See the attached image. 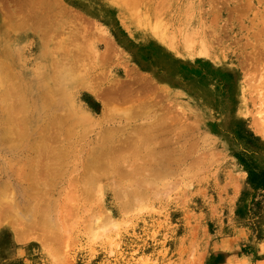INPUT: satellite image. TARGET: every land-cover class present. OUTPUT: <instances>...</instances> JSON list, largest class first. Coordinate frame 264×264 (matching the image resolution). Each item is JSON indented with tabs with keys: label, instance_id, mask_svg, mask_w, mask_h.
<instances>
[{
	"label": "rangeland",
	"instance_id": "obj_1",
	"mask_svg": "<svg viewBox=\"0 0 264 264\" xmlns=\"http://www.w3.org/2000/svg\"><path fill=\"white\" fill-rule=\"evenodd\" d=\"M138 1L0 0V264H264V0Z\"/></svg>",
	"mask_w": 264,
	"mask_h": 264
},
{
	"label": "bare ground",
	"instance_id": "obj_2",
	"mask_svg": "<svg viewBox=\"0 0 264 264\" xmlns=\"http://www.w3.org/2000/svg\"><path fill=\"white\" fill-rule=\"evenodd\" d=\"M258 1H259V0H258ZM262 1H263V0H262ZM262 1H260V2H262ZM31 2H32V1H31ZM138 2H140V0H139ZM226 2H227V1H226ZM20 3H21V2H20ZM248 4H249V0H248ZM252 4H253V3H252ZM133 5H134V4H133ZM25 6H26V5H25ZM21 7H22V5H21ZM21 7H20L19 9H21ZM26 7H27V6H26ZM248 8H249V5H248ZM3 9H4V8H3ZM22 9H23V7H22ZM56 9H57V8H56ZM249 9H250V8H249ZM249 9H248V11H249ZM7 10H8V9H7ZM24 10H25V9H24ZM256 11H258V10H256ZM2 12H5V11L2 10ZM7 12H8V11H7ZM17 12H18V11H16V14H17ZM22 12H23V11H22ZM5 13H6V12H5ZM6 14H7V13H6ZM6 14H5V15H6ZM19 14H21V12H20ZM26 14H27V12H26ZM49 14H50V13H49ZM255 14H256V13H255ZM255 14H254V15H255ZM17 15H18V14H17ZM8 16H9V15H8ZM11 16H12V15H11ZM24 16H25V15L23 14V18H24ZM28 16H29V15H28ZM25 17H26V16H25ZM29 17H30V16H29ZM51 17H52V16H51ZM51 17H50V18H51ZM8 18H10V17H8ZM27 18H28V17H27ZM212 18H213V17H212ZM217 18H218V17H217ZM11 19H12V18H11ZM12 20H13V19H12ZM20 20H24V19H20ZM25 20H27V19L25 18ZM25 20L22 21V22H23V23H24V22H27V21H25ZM36 20H38V19H36ZM261 22H262V21H261ZM28 23H29V22H28ZM43 23H44V21H43ZM215 23H216V22H215ZM33 24L35 25L34 22H33ZM39 24H40V23H38L37 25H39ZM37 25H35V26H37ZM262 26H263V25H262ZM262 26H261V27H262ZM43 27H44V26H43ZM215 27H216V26H215ZM84 29H85V28H84ZM263 29H264V28H263ZM252 30H253V29H252ZM43 31H44V30H43ZM77 31H78V30H77ZM259 31H260V29H259ZM263 31H264V30H263ZM213 32H214V31H213ZM45 34H46V33H45ZM47 34H48V33H47ZM47 34H46V35H47ZM78 34H79V32H78ZM208 34H209V33H208ZM210 34H211V33H210ZM257 34H258V32H257ZM259 34L262 35L263 33H259ZM219 35H220V34H219ZM219 35H218V36H219ZM72 36H73V35H72ZM101 36H102V35H101ZM101 36H100V37H101ZM218 36H217V37H218ZM43 37H45V36H43ZM46 37H48V36H46ZM215 37H216V36H215ZM242 37H243V36H242ZM59 38H60V36H59ZM254 38L256 39V37H254ZM44 39H45V38H44ZM73 39H75V38H73ZM106 39H107V37H106ZM46 40H47V39H46ZM48 40H49V39H48ZM48 40H47V41H48ZM78 40H79V39H78ZM221 40H222V39H221ZM107 41H108V40H107ZM72 42H73V41H72ZM78 42H79V41H78ZM109 42H110V41H109ZM109 42L106 43V41H105L106 45H107ZM247 42H248V41H247ZM110 43H111V42H110ZM110 43L108 44V45L110 46L109 49H110L111 51H114L115 49H114V48H113L114 50L111 49V44H110ZM244 43H245V42H244ZM44 44H46V45L48 46V44H50V42H44ZM248 44H250V42H249ZM256 44H257V43H256ZM108 45H107V46H108ZM250 45H251V44H250ZM253 45H254V44H253ZM114 46H115V45L112 43V47H114ZM255 47H256V45H255ZM116 48H117V47H116ZM84 49H85V48H84ZM106 49H107V50L104 51V52H107V51L109 50L108 48H106ZM116 50H117V49H116ZM255 50H256V49H255ZM111 51H110V52H111ZM258 51H259V50H258ZM116 52H117V51H116ZM262 52H263V51H262ZM84 53H85V52H84ZM107 53L110 54L109 51H108ZM107 53H105V54H107ZM114 53H115V52H114ZM114 53H113V54L111 53V56L114 55ZM256 53H257V52H256ZM96 54H97V53H96ZM105 54H103L102 57H106ZM108 54H107V56H108ZM258 54H259V52H258ZM62 55H63V54H62ZM92 55H93V54H92ZM104 55H105V56H104ZM255 55H256V54H255ZM109 56H110V55H109ZM111 56H110V57H111ZM258 56H260V54H259ZM102 57H101V59H104V58H102ZM107 58H108V57H107ZM263 58H264V57H263ZM108 59H109V58H108ZM111 59H112V58H111ZM93 60H94V59H93ZM256 60H257V59H256ZM263 60H264V59H263ZM54 61H55V60H54ZM257 61L260 62L259 59H258ZM257 61H256V62H257ZM256 62H255V63H256ZM66 65H67V64H66ZM4 66H5V65H4ZM93 66H94V65H93ZM126 66H127V65H126ZM91 67H92V66H91ZM75 69H76V68H75ZM64 71H65V70H64ZM73 71H74V70H73ZM75 71H78V70H75ZM78 72H79V71H78ZM78 72H77V73H78ZM10 74H11V73H10ZM57 74H58V73H57ZM253 74H254V73H253ZM13 75H14V74H13ZM54 75H55V74H54ZM105 75H106V74H105ZM137 75H138V74H137ZM139 75H140V74H139ZM257 75H258V73H257ZM10 76H11V75H9V77H10ZM62 76H63V74H62ZM62 76L60 77V80H59L60 82H61L62 80H65V77H64V76L62 77ZM102 76H103V75H102ZM106 76H107V75H106ZM140 76H141V75H140ZM251 76H252V75H251ZM260 76H261V75H260ZM12 77H13V76H12ZM56 77H57V76H56ZM0 78H1V76H0ZM10 78H11V77H10ZM13 78H14V77H13ZM13 78H11V79H13ZM48 78H49V77H48ZM58 78H59V76H58ZM58 78H57V79H58ZM61 78H64V79L61 80ZM258 78H259V77H258ZM15 79H16V78H15ZM54 79H55V78H54ZM54 79H53V77H52V81L55 82ZM100 79H102V78H100ZM252 79H253V78H252ZM262 79H263V78H262ZM262 79H261V80H262ZM5 80H6V79H5ZM0 81H2V80L0 79ZM59 81H58V84H60ZM50 82H51V81H50ZM56 82H57V81H56ZM56 82L54 83L55 85L57 84ZM247 82H248V81H247ZM257 82H258V80H257ZM3 83H4V82H3ZM51 83H52V82H51ZM62 83H63V82H62ZM249 83H250V82H249ZM249 83H248V84H249ZM251 83H252V80H251ZM254 83H256V82H254ZM14 84H15V83H14ZM14 84H13V85L10 84L9 86H7V85H5V83H4V84H3L4 86L1 85V86H3V87L1 88V89H2V92H3V95L5 96V97H4V102L7 101V102H6V103H7L6 106H7V108H8V109H7L8 111L6 110V112H5V125H8V126L11 125V124H13V122H14V121H13L14 119H13V117H12V115H11L10 113H12V109H13V105H14L13 103L15 102V101L12 102V101H9V100H11V98H12L13 96L15 97V95H16L17 93H19V90H21V88H22V87L19 88V85L16 87V85L14 86ZM24 84H25V83H24ZM43 84L45 85V83H43ZM58 84H57V85H58ZM57 85H56V86H57ZM252 85H253V84H252ZM80 86H81V85H80ZM57 87H58V86H57ZM142 87H143V86H142ZM144 87H145V86H144ZM147 87H148V86H147ZM155 87H156V86H155ZM252 87H253V86H252ZM108 88H109V87H108ZM122 88H124V87H121V89H120L121 91H123ZM23 89H24V88H23ZM48 89H50V88H48ZM112 89H113V90H114V89L117 90V89H116V86H115V88H112ZM155 89H156V88H155ZM158 89H159V88H158ZM120 90H119V91H120ZM124 90H125V89H124ZM262 90H263V89H262ZM56 91H57V90H56ZM56 91H50V92H49V90L47 91V93L49 92L48 95H49V99H50V100H52V98H54V92H56ZM133 91H134V90H133ZM152 91H153V90H152ZM14 92H15V95H14ZM105 92H106V90L103 92V94H104ZM115 92H116V91H115ZM123 92H125V91H123ZM130 92H131V91H130ZM150 92H151V91H150ZM47 93H46V94H47ZM62 93H63V92H62ZM62 93H61V94H62ZM107 93H108V94H107ZM107 93H105L106 96L103 95V96L106 97V99H105V97H104L105 101H106V100H109V99L113 96V95H111V90L108 91ZM109 93H110V94H109ZM127 93H128V92H127ZM127 93H126V94H127ZM56 94H57V97H59V96H58L59 93L56 92V93H55V96H56ZM64 94H65V93H63V95H64ZM100 94H101V93H100ZM120 94H121V92H120ZM122 94H123V93H122ZM98 95H99V94H98ZM108 95H109L110 97H109ZM162 95H163V94H162ZM107 96H108V99H107ZM119 96H120V95H119ZM119 96H118V98H119ZM132 96H133V95H132ZM159 96H160V95H159ZM113 97H114V96H113ZM125 97H126V96H125ZM133 97H135V94H134ZM2 98H3V96H2ZM16 98H17V97H16ZM44 98H45V97H44ZM114 98H115V97H114ZM57 99H58V98H57ZM19 100H20V99H19ZM50 100H49V101H50ZM53 100H54V99H53ZM53 100L51 101V103L53 102ZM102 100H103V99H102ZM110 100H112V98H111ZM110 100H109V101H110ZM114 100H116V99H113L112 101H114ZM16 101H17V99H16ZM24 101H25V100H24ZM4 102H3V104H4ZM9 102H11V103H9ZM47 102H48V101H47V99H46V101H45L44 104L46 105ZM116 102H117V101H116ZM0 103H1V102H0ZM6 103H5V104H6ZM19 103H20V102H19ZM51 103H50V104H51ZM3 104H2V105H3ZM10 104L12 105V107H11ZM24 104H25V103H24ZM50 104H49V105H50ZM110 104H111V102H110ZM123 104H124V103H123ZM2 105H0V106H2ZM9 105H10V106H9ZM20 105H21V104H20ZM111 105H113V103H112ZM260 105H261V104H260ZM263 105H264V104H263ZM47 106H48V104H47ZM53 106H54V105H53ZM130 106H131V105H130ZM17 107H18V106H17ZM23 107H24V106H23ZM34 107H35V106H34ZM107 107H108V105H107ZM148 107H149V106H148ZM5 109H6V108H5ZM17 109H18V108H17ZM20 109H21V108H20ZM48 109H49V108H48ZM111 109H112V108H110L109 110L111 111ZM113 109H114V108H113ZM113 109H112V110H113ZM9 110H10L11 112H9ZM14 110H15V109H14ZM14 110H13V111H14ZM24 110H25V109H24ZM29 110H30V109H29ZM106 110H107V109H106ZM133 110H134V109H133ZM178 111H179V110H178ZM8 112H9V113H8ZM45 112H46V111H45ZM13 113H14V112H13ZM50 113H51V112H50ZM181 113H182V112H181ZM53 114H55V113H53ZM174 114H175V113H174ZM46 115H47V114H46ZM46 115H45V116H46ZM41 116H42V115H41ZM43 116H44V115H43ZM59 116H60V115H59ZM56 117H57V116H56ZM115 117H116V116H115ZM164 117H166V116H164ZM42 118H44V117H42ZM44 120H45V119H44ZM75 120H76V119H75ZM28 121H29V120H28ZM65 121H66V120H65ZM103 121H104V120H103ZM180 121H181V120H180ZM56 122H57V121H55V119L52 118V117H51V114H50V117H49V115L46 116V121H45V123H44V121H43L41 124H39L38 128H39L40 130H44V131L46 132V133H45L46 135L43 134V136H45L43 139L46 141V142H45L46 144H44V143L42 142L43 144L40 145V146H42V148L39 147L40 150L44 149V150L49 151V150L51 149V147H50L51 145H48V144H47V142H49V141L51 140V137H49L48 134L51 133V132H53V133H51L50 135L53 134V135L55 136V133H56L55 131H56V130L54 131V127H55V129H57V128H56V126H54V125L56 124ZM58 123H59V122H58ZM65 123H66V122H65ZM57 125H58V124H57ZM187 125H188V124H187ZM11 127H12V126H11ZM64 128H65V127H64ZM123 128H124V126H123ZM125 128H126V127H125ZM12 129L14 130V128H10V129H7V130H6V133L10 135V138H9V136L5 133V138H6L7 140L9 139V140L12 141V139H11V135H12L11 133H13ZM71 129H72V127L69 128V130H71ZM64 130H65V129H64ZM72 130H73V129H72ZM44 131H43V132H44ZM40 132H42V131H40ZM48 132H49V133H48ZM58 132H59V134H58ZM62 132H65V131H63V127L59 126L56 135H62V134L66 135V134H69V133H70L69 131H68V133H66V132H65V133H62ZM71 132H72V131H71ZM47 133H48V134H47ZM41 134H42V133H41ZM71 134H72V133H71ZM62 136H63V135H62ZM70 136H71V135H70ZM18 137H19V136H18ZM52 137H53V136H52ZM56 137H57V136H56ZM56 137H55V139H56ZM60 137H61V136H60ZM60 137H59V138H60ZM66 137H67V136H66ZM61 138H62V137H61ZM61 138H60V140H61ZM68 138H69V137H68ZM18 139H19V138H18ZM43 139H42V141H43ZM66 139H67V138H66ZM57 140H58V139H57ZM11 141H10V142H11ZM54 142H56V141H54ZM17 143H18V142H17ZM147 143H148V142H147ZM39 144H40V143H39ZM50 144H51V143H50ZM17 145H18V144H17ZM60 145H61V144H60ZM67 145H68V144H67ZM53 146H54V145H53ZM104 148H105V147H104ZM108 148H109V146H106V148H105L106 150H105L104 152H102V153H101V152H97V153L95 154L94 159H93V162L91 163V166H90V169H91V170H92L93 168H94V169H97V168L100 167V166L103 167L102 165H103V162H104V161L101 160L103 157H100L99 154H100L101 156H103V155H104L103 153H105V154H106L105 156L108 157V155H111V151H112V148H109L110 150H108ZM55 149H56V148H55ZM192 149H193V148H192ZM81 150H82V149H81ZM103 150H104V149H103ZM143 151H144V150H143ZM109 152H110V154H108ZM135 152H137V151H135ZM140 152H141V151H140ZM68 153H69V152H68ZM64 154H65V153H64ZM102 154H103V155H102ZM136 154H137V153H136ZM136 154H134V155H136ZM140 154H141V153H140ZM150 154H151V153H150ZM150 154H149V155H150ZM152 154H153V153H152ZM154 154H155V153H154ZM53 156H54V155H53ZM105 156H104V157H105ZM143 156H148V155H147V153L144 154V155L142 154V157H141V158H143ZM154 156H155V155H154ZM166 156H167V155H166ZM39 157H40V156H39ZM107 157H105V158H107ZM111 157H112V156H111ZM111 157H110V159H112ZM137 157H138V156H137ZM139 157H140V156H139ZM170 157H171V156H170ZM170 157L168 158V156H167L168 159H170ZM48 158H50V157H48ZM113 158H114V157H113ZM129 158H130V157H129ZM134 158H135V157H134ZM146 158H147V157H146ZM161 158H162V157H161ZM161 158H160V159H161ZM164 158H165V157H164ZM50 159H51V158H50ZM107 159H109V157H108ZM110 159H109V160H110ZM138 159H139V158H138ZM148 159H149V157H148ZM171 159L173 160V157H172ZM41 160H42V159H41ZM122 160H123V159H122ZM140 160H141V159H140ZM143 160H144V159H143ZM152 160H153V159H152ZM152 160H151V162H152ZM157 160L159 161V159H157ZM161 160H164V159L162 158ZM166 160H167V159H166ZM166 160H164V161H166ZM32 161H33V159H32L31 162L29 163V164L31 165V171H30V173H29L28 175H29V177H30V179H31V183H33V184H37V185L40 187V186H42V185H41L42 181H43V182L45 181V180H43L44 177H43V178L41 177V174H43V173L41 172V169H40V161H39V160H38V161L35 160V162H32ZM49 161H50V160H49ZM49 161H47V163L45 164V168H44V169L46 170V173H45V174H46L48 180H49L50 178H52V179H50V180H53L54 177H55V178L58 177L57 175H59V174H57L58 171H57L56 169H55V170H56L57 172L55 171V173L53 174V171H54V168H55V167L53 168V165L51 164L52 160H51L50 162H49ZM102 161H103V162H102ZM107 161H108V160H107ZM114 161H115V160H114ZM117 161H118V159H116V162H117ZM21 162H22V161H21ZM61 162H62V161H61ZM110 162H112V161H110ZM144 162H145V161H144ZM151 162H150V163H151ZM155 162H156V161H155ZM155 162L153 161V163H155ZM113 163H114V162H113ZM142 163H143V161H142ZM159 163H160V162H159ZM168 163H169V162H168ZM25 164H26V163H25ZM27 164H28V163H27ZM29 164H28V167L30 166ZM53 164H54V163H53ZM77 164H78V163H77ZM116 164H118V162H117ZM42 165H43V164H42ZM62 165H64V164H62ZM68 165H69V164H68ZM108 165H109V164H108ZM157 165H158V164H157ZM160 165H161V164H160ZM162 165L164 166L163 163H162ZM166 165H167V164H166ZM22 166H23V165H22ZM25 166H26V165H25ZM64 166L66 167V165H64ZM88 166H89V164L86 163L85 168H87ZM23 167H24V166H23ZM23 167H21V168H23ZM42 167H43V166H42ZM101 167H100V168H101ZM114 167H115V166H114ZM138 167L141 168L142 166H141V167L138 166ZM164 167H165V166H164ZM168 167H169V166H168ZM168 167H167V168H168ZM25 168H26V167H24L23 169H25ZM66 168H67V167H66ZM88 168H89V167H88ZM88 168H87V170H88ZM107 168H108V167H107ZM139 168H138V169H139ZM142 168H143V167H142ZM156 168H157V167H156ZM158 168H159V166H158ZM27 169H28V168H27ZM94 169H93V170H94ZM101 169H102V168H101ZM136 169H137V168H136ZM138 169H137V170H138ZM164 169H165L166 171H169V170H167L166 168H164ZM19 170H20V169H19ZM73 170H74V169H73ZM99 170H100V169H99ZM102 170H103V169H102ZM119 170H120V169H119ZM139 170H140V169H139ZM139 170H138V171H139ZM158 170H159V169H158ZM158 170H157V171H158ZM17 171H18V170H17ZM59 171H60V170H59ZM61 171H62V170H61ZM61 171H60V173H61ZM76 171H77V170H76ZM89 171H90V170H89ZM94 171H96V170H94ZM140 171H141V170H140ZM24 172H27V171L21 170L20 173H19V171H18L19 174H23ZM63 172H64V170H63ZM74 172H75V171H74ZM96 172H97V173H98V172L100 173V171H98V170H97ZM103 172H104V171H103ZM105 172H107V170H106ZM113 172H114V171H113ZM158 172H159V171H158ZM18 173H17V174H18ZM40 173H41V174H40ZM58 173H59V172H58ZM154 173H155V171H154ZM156 173H157V172H156ZM166 173H167V172H166ZM88 174H89V173H88ZM104 174H108V173H104ZM120 174H122V173L120 172ZM136 174H137V173H136ZM158 174H159V173H158ZM23 175H24V174H23ZM65 175H66V174H65ZM112 175H113V174H112ZM162 175H163V173H162ZM166 175H167V174H166ZM52 176H53V177H52ZM60 176H61V174H60ZM116 176H117V174H116ZM62 177H63V176H62ZM67 177H68V176H67ZM17 178H18V175H17ZM23 178H25V177H23ZM59 178H60V177H59ZM107 178L110 179L109 176H108ZM20 179H22V178L20 177ZM25 179H27V177H26ZM25 179H24V180H25ZM114 179H116V178H114ZM24 180H23V181H24ZM48 180H46L45 183H48ZM50 180H49V181H50ZM65 180H66V179H65ZM118 180H119V179H118ZM89 181H90V180H88V182H89ZM91 181H92V180H91ZM25 182H26V181H25ZM27 182L29 183V181H27ZM51 182H52V181H51ZM117 182H118V181H117ZM22 183H23V182H22ZM28 183H27V184H28ZM49 183H50V182H49ZM20 184H21V183H20ZM33 184H31L32 187H30V188H31V189L34 188V190H35V187H36V186L33 187ZM55 184H56V183H55ZM31 185H30V186H31ZM49 185H50V184H49ZM51 185H52V183H51ZM85 185H86V184H85ZM21 186H22V185H21ZM81 186H82V185H81ZM81 186H80V187H81ZM92 186H93V185H92ZM47 187H49L48 184H47ZM30 188H29V189H30ZM23 189H25V187H24ZM37 189H38V187H37ZM37 189H36V190H37ZM84 189H85V188H84ZM84 189H83V187H82V190H84ZM32 190H33V189H32ZM45 190H46V189H45ZM85 190H86V189H85ZM89 190H90V189H89ZM25 191H26V190H25ZM25 191H24V192H25ZM27 191H29V190H27ZM37 191H38V190H37ZM37 191H34V192L37 193ZM43 191H44V190H43ZM86 191L88 192V190H86ZM93 191H94V190H93ZM24 192H23V193H24ZM34 192H33V193H34ZM42 193H43V192H42ZM85 193H86V192H85ZM25 194H26V193H25ZM28 194H29V192H28ZM30 194H31V193H30ZM30 194H29V195H30ZM88 194H89V192H88ZM1 195H4V194L1 193ZM12 195H13V194H12ZM12 195H11V196H12ZM17 195H18V194H17ZM26 195H27V194H26ZM29 195H28V196H29ZM32 195H33V194H32ZM47 196H48V195H47ZM80 196H81V195H80ZM85 196H87V195H85ZM92 196H93V195H92ZM4 197H5V196H4ZM7 197H8V194H7ZM30 197H31V195H30ZM68 197H69V196H68ZM71 197H72V195H71ZM90 197H91V196H90ZM2 198H3V197H2ZM22 198H23V196H22ZM32 198H33V196H32ZM37 198H40V196L36 197V201H37V200L39 201L40 199H37ZM41 198H42V197H41ZM77 198H78V197H77ZM83 198H84V197H83ZM8 199L11 200V198H8ZM12 199H13V198H12ZM26 199H27V198H26ZM28 199H29V198H28ZM28 199H27V200H28ZM34 199H35V196H34ZM48 199H49V198H48ZM51 199H52V198H51ZM86 199H87V198H86ZM19 200H20V199H19ZM24 200H25V199H24ZM27 200H25V201H27ZM53 200H54V198H53ZM80 200H81V199H80ZM87 200L89 201V199H87ZM87 200H86V201H87ZM21 201H22V200H21ZM31 201H32V200H31ZM31 201H30V202H31ZM38 201L36 202L37 205H35L36 203H35V204H34V203H33V204H32V203H29V200L27 201V202H28L27 204H30L31 206L29 205V207L33 209L34 207H38ZM40 201H41V200H40ZM40 201H39V202H40ZM69 201H70V200H69ZM71 201H72V200H71ZM71 201H70V202H71ZM82 201H83V200H82ZM86 201H85V202H86ZM17 202H19V201H17ZM46 202H47V201H46ZM55 202H56V201H55ZM55 202H53V204H54ZM89 202H90V201H89ZM20 203H21V202H20ZM23 203H25V202H23ZM48 203H49V202H48ZM50 203H51V202H50ZM64 203H65V202H64ZM68 203H69V202H68ZM68 203H67V204H68ZM14 204H15V203H14ZM14 204H13V206H14ZM21 204H22V203H21ZM57 204H58V203H57ZM82 204H83V202H82ZM86 204H87V202H86ZM0 205H3V204H0ZM10 205H11V203H10ZM16 205H17V204H16ZM22 205L24 206V209H25V208H26L25 205H24V204H22ZM44 205H45V204H44ZM44 205H42V207H43ZM50 205H51V204H49V208H50ZM5 206H6V205H5ZM11 206H12V205H11ZM11 206H9V207H11ZM17 206H19V205H17ZM32 206H33V207H32ZM51 206H53V205H51ZM65 206H66V205H65ZM3 207H4V206H3ZM3 207H2V208H3ZM39 207H40V205H39ZM42 207H41V210H42ZM54 207H56V204H54ZM21 208H22V207H21ZM8 209H9V208H8ZM34 209H35V208H34ZM47 209H48V208H46V210H47ZM50 209L52 210V207H51ZM50 209H49V210H50ZM54 209H55V208H54ZM67 209H68V208H67ZM3 210H4V209H3ZM12 210H13V209H12ZM25 210H26V209H25ZM36 210H38V208H36ZM44 210H45V209H43V211H44ZM56 210H57V209H56ZM56 210H55V211H56ZM69 210H72V208L69 209ZM76 210H77V209H76ZM4 211H6V210H4ZM63 211H64V210H63ZM73 211L75 212V210H73ZM13 212H14V211H12V213H13ZM18 212H19V210H18ZM41 212H42V211H41ZM41 212H39V213H37V214H40ZM47 212H48V211H47ZM49 212H50V211H49ZM51 212H52V211H51ZM53 212H54V210H53ZM57 212H58V211H57ZM68 212H69V211H68ZM74 212H73V213H74ZM4 213H5V212H4ZM62 213H63V212H62ZM66 213H67V212H66ZM69 213H71V212H69ZM1 214H3V212H1ZM6 214H7V212H6ZM35 214H36V212H35ZM37 214H36V215H37ZM55 214H56V213H54V217H56ZM58 214H60V217H61V215H62L61 212L58 213ZM71 214H72V213H71ZM3 215H4V214H3ZM31 215H33V214H31ZM42 215H43V214H42ZM49 215H50V214H49ZM69 215H70V214H69ZM22 216H23V215H22ZM29 216H30V215H29ZM29 216H28V217H29ZM33 216H34V215H33ZM44 216H46V218L49 217V216L47 215V213H45ZM47 216H48V217H47ZM63 216H64V215H63ZM73 216H74V214H73ZM0 217H1V216H0ZM4 217H5V216H4ZM4 217H3V218H4ZM36 217H37V216H36ZM38 217H39V215H38ZM40 217H42V216H40ZM50 217H51V215H50ZM64 217H65V216H64ZM66 217H67V216H66ZM1 218H2V217H1ZM1 218H0V219H1ZM42 218H43V217H42ZM62 218H63V217H61V219H62ZM29 219H30V218H29ZM31 219H34V218L32 217ZM50 219H51V218H49V221H50ZM64 219L66 220L67 218H63V220H64ZM35 220H38V219H35ZM41 220H42V219H41ZM43 220H44V219H43ZM57 220H58V219H57ZM63 220H62V222H63ZM67 220H68V219H67ZM25 221H26V219H25ZM28 221H30V220H28ZM38 221H39V220H38ZM44 221H45V220H44ZM44 221H42L43 224H44ZM52 221H53V220H52ZM45 222H48V221L46 220ZM54 222H56V219L54 220ZM62 222H61V223H62ZM64 222H65V221H64ZM64 222H63V223H64ZM25 223H26V222H25ZM57 223H59V221H58ZM57 223H56V225H57ZM66 223H68V222H66ZM69 223H70V222H69ZM69 223H68V224H69ZM33 224H34V223H33ZM33 224H32V225H29V226L27 227V223H26V229H27V230L23 231L22 234L25 233L26 235H27V234L29 235V232H30V231H34L35 228L38 227V226H37L38 223L35 224L36 226L33 225ZM39 224H40V223H39ZM47 224H49V222L46 223V225H47ZM52 224H53V223H52ZM24 225H25V224H24ZM41 226H42V225H41ZM43 226L45 227V225H43ZM43 226H42V227H43ZM47 226H48V225H47ZM50 226H51V225H50ZM54 226H55V225H54ZM58 226H59V225H58ZM58 226H57V228H59ZM64 226H65V225H64ZM69 226H70V225H69ZM32 227H33V228L35 227V228L33 229ZM23 228H24V227H23ZM38 228H39V227H38ZM40 228H41V227H40ZM40 228H39V229H40ZM48 228L51 229V227H48ZM60 228L63 229L62 227H60ZM67 228H68V227H66V229H67ZM41 229H42V228H41ZM43 229H44V228H43ZM49 229H48V230H49ZM54 229H55V228H54ZM69 229H70V228H69ZM64 230H65V228H64ZM43 231H44V230H43ZM43 231H42V232H43ZM50 231H51V232H52V231L54 232V230H50ZM59 231L62 232V230H59ZM66 231H67V230H66ZM34 232H35V231H34ZM42 232H41V236L44 235L45 231L43 232V234H42ZM68 232H69V230H68ZM48 233H49V232H48ZM54 233H55V232H54ZM62 233H63V232H62ZM64 233H65V232H64ZM58 234H60V232H59ZM30 235H31V234H30ZM53 235H55V234H53ZM53 235H52V236H53ZM62 235H63V234H62ZM21 236H22V235H21ZM44 236H45V235H44ZM55 236H56V235H55ZM63 236H64V235H63ZM63 236H62V237H63ZM27 237H28V236H27ZM53 237H54V236H53ZM53 237H50V239L53 238ZM60 237H61V236H60ZM30 238H31V237H30ZM44 238H45V237H44ZM22 239H23V238H22ZM57 240H58V239H57ZM20 241H21V238H20ZM39 241H40V240H39ZM48 241H50L49 238H48ZM55 241H56V239H55ZM62 241H63V240H62ZM45 242H46V241H45ZM51 242H53V240H52ZM57 242H58V241H57ZM46 243H48V242H46ZM46 243H45V244H46ZM55 243H56V242H55ZM43 244H44V243H43ZM49 244H50V243H49ZM51 244H54V243H51ZM59 244H60V242H59ZM56 245H57V244H56ZM44 246H45V245H44ZM44 246H43V247H44ZM46 248H47V247H46Z\"/></svg>",
	"mask_w": 264,
	"mask_h": 264
},
{
	"label": "trees",
	"instance_id": "obj_3",
	"mask_svg": "<svg viewBox=\"0 0 264 264\" xmlns=\"http://www.w3.org/2000/svg\"><path fill=\"white\" fill-rule=\"evenodd\" d=\"M255 180H257V179H255ZM263 183H264V179H263V181H262Z\"/></svg>",
	"mask_w": 264,
	"mask_h": 264
}]
</instances>
